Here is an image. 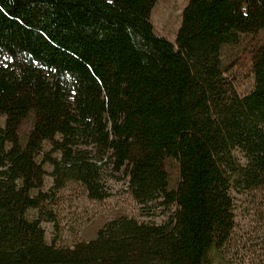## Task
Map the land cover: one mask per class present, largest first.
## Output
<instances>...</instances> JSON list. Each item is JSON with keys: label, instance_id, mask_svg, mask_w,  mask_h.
<instances>
[{"label": "trees", "instance_id": "1", "mask_svg": "<svg viewBox=\"0 0 264 264\" xmlns=\"http://www.w3.org/2000/svg\"><path fill=\"white\" fill-rule=\"evenodd\" d=\"M157 2L0 0V264H234L232 191L264 210V0H187L175 42ZM104 164L176 210L61 244L48 203L73 182L107 198Z\"/></svg>", "mask_w": 264, "mask_h": 264}, {"label": "rangeland", "instance_id": "2", "mask_svg": "<svg viewBox=\"0 0 264 264\" xmlns=\"http://www.w3.org/2000/svg\"><path fill=\"white\" fill-rule=\"evenodd\" d=\"M187 0H158L152 11L155 29L161 35L175 42L176 33L182 23V11ZM239 74L240 90L245 92L251 80ZM237 157L244 163L243 153L236 151ZM108 164V163H106ZM104 164V165H106ZM102 165V167L104 166ZM48 178L46 189L52 185ZM102 183L109 196L101 201L90 199L86 190L77 182L69 183L58 194L57 203H48V207H56L59 231L56 236L61 244L72 246L78 240L94 237L95 230L104 222L112 220L117 213L137 217L140 221L163 224L176 210L175 206L166 207L161 201L148 205L139 204L129 192V176L122 169L113 170V165H106L102 171ZM235 204L236 228L231 243L223 252L225 260L234 264H257L264 260V210L251 207L246 193L232 191ZM32 211L31 216H36ZM48 240L55 238L54 225L43 220Z\"/></svg>", "mask_w": 264, "mask_h": 264}]
</instances>
